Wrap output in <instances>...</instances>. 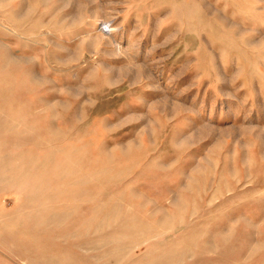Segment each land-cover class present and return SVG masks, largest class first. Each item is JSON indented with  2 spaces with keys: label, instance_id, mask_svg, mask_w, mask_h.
<instances>
[{
  "label": "rangeland",
  "instance_id": "obj_1",
  "mask_svg": "<svg viewBox=\"0 0 264 264\" xmlns=\"http://www.w3.org/2000/svg\"><path fill=\"white\" fill-rule=\"evenodd\" d=\"M1 169L0 264H264V0H0Z\"/></svg>",
  "mask_w": 264,
  "mask_h": 264
},
{
  "label": "bare ground",
  "instance_id": "obj_2",
  "mask_svg": "<svg viewBox=\"0 0 264 264\" xmlns=\"http://www.w3.org/2000/svg\"><path fill=\"white\" fill-rule=\"evenodd\" d=\"M11 155H12V154H11ZM9 156H10V155H9ZM16 156H17V155H16ZM11 157H12V156H11ZM1 158H2V157H1ZM4 158H5V157H4ZM6 158H7V157H6ZM6 158H5V160H4L5 162H6ZM8 159H10V158H8ZM8 159H7V160H8ZM12 159H13V157H12ZM2 160H3V159H2ZM29 162H30V161H29ZM2 163L4 164V162H2ZM9 163H13V162H9ZM9 163H8V164H9ZM5 164H7V163H5ZM5 164H4V165H5ZM8 164H7V165H8ZM1 165H2V164H1ZM7 165H6L5 167H8ZM9 165H10V164H9ZM12 165H13V164H12ZM12 165H11V166H12ZM14 165H15V164H14ZM18 165H19V164H18ZM5 167H4V168H5ZM17 167H18V166H16V169L19 170ZM105 167H106V166H105ZM1 168H2V167H1ZM22 168H23V167H22ZM30 168H31V167H30ZM7 169H8V168H7ZM9 169H10V167H9ZM16 169H14V170H16ZM2 170H3V169H1L0 171H2ZM4 171H6V169H5ZM14 172H15V171H14ZM45 172H46V171H45ZM73 172H74V171H73ZM40 173H41V172H40ZM60 173H61V172H60ZM70 173H71V172H70ZM8 174H9V173H8ZM73 174H74V173H73ZM73 174H72V175H73ZM2 175H3V174H2ZM6 175H7V173H6ZM12 175H13V174H12ZM18 175H20V174H18ZM18 175H17V176H18ZM76 175H77V173H76ZM80 175H82V174H80ZM80 175H78V176H80ZM83 175H84V174H83ZM83 175H82V176H83ZM74 176H75V175H74ZM78 176H77V177H78ZM75 177H76V176H75ZM80 177H81V176H80ZM84 177H85V176H84ZM12 178H13V177H11L10 180H12ZM16 178H18V177H16ZM16 178H14V179H16ZM21 178H22V177H21ZM29 178H30V177H29ZM7 179H8V178H7ZM14 179H13V180H14ZM71 179H72V178H71ZM78 179H79V178H78ZM8 180H9V179H8ZM16 180H17V179H16ZM15 182H16V181H15ZM14 184H15V183H14ZM27 184H28V183H27ZM38 184H39V183H38ZM38 184H37V185H38ZM9 185H10V184H9ZM37 185H36V186H37ZM16 186H17V185H16ZM34 186H35V185H34ZM34 186H33V187H34ZM7 187H8V186H7ZM35 188H36V187H35ZM2 189H3V187H2ZM27 189H28V188H27ZM38 189H39V186H38ZM42 189H44V188H42ZM34 190H35V189H34ZM32 191H33V190H32ZM28 192H29V191H28ZM36 192H37V190H36ZM40 192H41V191H40ZM42 192H43V190H42ZM34 193H35V191H34ZM38 193H39V192H38ZM27 194H28V193H27ZM31 194L33 195V192H31ZM35 194H36V193H35ZM41 194H42V193H41ZM44 194H45V193H44ZM52 194H53V193H52ZM54 194H55V193H54ZM54 194H53V195H54ZM42 195H43V194H42ZM55 195H56V194H55ZM35 196H37V195H35ZM35 196H34V197H35ZM44 196H45V195H44ZM59 196H60V193H59ZM34 197H33V198H34ZM47 197H48V196H47ZM61 197H62V196H61ZM55 198H56V197H55ZM57 198H58V197H57ZM57 198H56L55 200H57ZM35 199H36V197H35ZM45 199H46V198H45ZM50 199H53V200H54V198H52V196L50 197ZM43 201H44V200H43ZM43 201H42V202H43ZM46 201H47V200H46ZM50 201H52V200H50ZM47 202H48V201H47ZM31 203H32V202H31ZM37 203H38V202H37ZM29 204H30V203H29ZM33 204H34V203H33ZM47 207H48V206H47ZM50 207H51V206H50ZM45 208H46V207H45ZM31 210H32V209H31ZM45 211H46V210H45ZM61 211H62V210H61ZM34 212H35V211H34ZM34 212H33V213H34ZM59 212H60V211H59ZM38 213H39V212H38ZM58 217H59V216H58Z\"/></svg>",
  "mask_w": 264,
  "mask_h": 264
}]
</instances>
